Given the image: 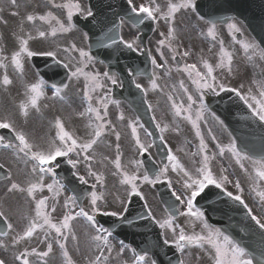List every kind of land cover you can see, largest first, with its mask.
Instances as JSON below:
<instances>
[{"label":"snow or ice","instance_id":"obj_1","mask_svg":"<svg viewBox=\"0 0 264 264\" xmlns=\"http://www.w3.org/2000/svg\"><path fill=\"white\" fill-rule=\"evenodd\" d=\"M52 8L63 9L66 11V20L69 22L67 25L62 22L57 16L53 15L52 12H47L40 15L27 14L25 20L29 23H34L39 20L50 25V34L56 36L58 32H69L72 30L73 25L70 23L74 14L81 13L86 17L93 15L90 9L81 7V4L77 0H64L63 3L57 4L55 0H49ZM11 4L17 6V0H11ZM130 13L132 14L129 19L132 20L133 24H143L145 20H150L154 23L164 21L167 25L166 32H161L160 35L163 39L158 41L159 57H154L149 51L148 56L152 65V73L149 77V86H142L141 83L133 80L135 87L144 93L145 97L149 91H157L160 89L158 81L161 79V75L156 70L166 69L167 73L171 72V68L167 65L169 60L166 58V54L162 49L167 48L171 53V60L177 61V57L188 58L191 55L190 50L183 52L178 51L177 48L173 47V41L176 39V28L175 18L177 14L181 12L192 11L195 12L197 5L196 0H168L167 10L162 11L156 0H149L148 3L136 4L134 0H127ZM18 13L13 12L12 15ZM52 21H55L56 26H52ZM229 34L231 35L232 41L235 44L240 45L243 52L249 60H253L256 56L260 59H264V49L260 48L252 42L237 39L236 34H241V29L236 23L227 24ZM23 31V28H21ZM48 32L37 30V34L34 37L31 33L26 34L18 38V49L15 50L11 57L3 55V50H0V68L5 70L8 67L9 62L16 71L23 74L24 64L23 58H32L36 55H43L51 57L57 64H61L65 69L68 70V80H80L84 78L83 85V99L87 103V107L84 111L80 112L81 117H86L88 120L87 127L91 130L88 133L87 139H81L67 131L65 125L60 119L55 120V127L58 130L55 138L50 142L48 150H42L38 145L30 142L29 138L23 131L17 130L11 122L8 120H0V129H8L14 136L16 143L12 141H6L3 135H0V148L11 149L17 156L22 154V157L26 162L31 163L30 176L34 179L28 181L27 185L22 186L18 182H11L10 187L7 189L8 192H19L30 198L33 204V214L25 217L27 223L23 226L20 231H16L13 223L9 222L5 212L0 210V220L6 225L7 231L3 232L4 236H7L10 232H15L12 237V245L15 247L25 242H29L37 233H41L44 236V240L41 243L46 244V250H37L35 247L28 248L24 247L23 250L17 249V254L14 256V260L18 264H31L30 257H37L40 259L41 264H47L45 258L49 257L53 253L54 245H57L61 250L66 264H73V260L69 255L68 243L69 241H77L78 236L74 231V223L77 220L86 221L91 230V242L97 250V255L91 261V264H106L109 257L114 251V247L111 242L113 235L112 231L108 228L100 225L96 219L97 215L102 216H119L118 211H109L107 208H101L99 202H103L105 197L104 193L96 191L97 185L104 187V176L97 171L93 170V162L95 160V146L101 142L106 132H111L115 135L116 144V156L110 160L109 163L115 168L113 175H119L121 177L120 183L127 186L125 191L128 197L137 196L143 199L141 192L139 191L138 181H142L145 184H157L162 181V178L167 179L169 172L182 173L183 188L184 191L180 194L173 192L172 195L175 200L185 206L186 210H180L175 205L170 206V215L162 222L158 221L161 229L170 230L173 235L171 241L172 245L180 253H184L185 250L193 245L196 247L205 249L209 254V259L212 264H252V260L248 258L245 250L238 244L234 243L233 240L224 235L218 229H212L204 221V213L195 207V201L209 185H214L217 189H221L226 192V195L234 201H238L241 205L247 208L242 199L243 188L239 181L233 182L229 180L228 175L224 173L227 169H221L220 174L217 176L214 174L210 163L216 158V156L223 157L225 154H230L231 158H234L235 164L239 165V168L245 173L249 172V168L246 162L251 163L252 172L254 176H251L253 182L256 183L264 182V158L260 160L252 159L247 155L243 149H238L234 140L228 144L223 145L219 142L215 144L218 152L209 155L210 149L208 144L205 142V137L201 131V121L205 120L204 113L207 111L206 105L203 104V95L205 92H212L219 95L221 92L235 93V95L245 104L247 108L252 111V114L261 122L264 123V83L261 84L259 97L252 95V90L249 89L247 94L241 90L226 86L224 83L219 82L217 77L214 75V67L207 60L201 59L199 66L197 63H184L183 66L177 64L176 71L178 73L186 74L187 80L190 81L191 85L194 86V94L190 92L185 81L182 79L178 82V85L172 87L171 92L167 95V99L171 102V109L175 117H179L182 120L189 122L192 128L195 130L196 137L199 138V145L197 152L192 153L193 156H200V165L195 168V171H189L180 162V160L172 154L169 150L167 154L168 163L163 164L159 167L158 172L154 174V177L150 178L149 174L145 171L143 174L140 173V169L143 168L142 160L131 161L135 165L136 171L129 173L125 170V165L122 164L119 141L121 139L120 133L116 130L113 125V121L107 119L109 116V104H115L119 107V102L110 99L111 88L108 87L106 81H110L111 85L122 86V82L118 81V78L111 75L109 72L93 73L85 71L89 63L92 62V56L88 51L83 48H79L76 44H71L69 47H65L62 51L65 54V59H57V53L51 50L36 52L30 49L29 42L36 38H44L48 35ZM211 41L215 42V45H219L218 56L219 62L216 64V68H223L227 65L229 73L231 72V65L233 62V55L225 48V41L220 38L217 32L216 23H212L204 34ZM111 41V44L117 43L123 44L124 47L132 52H140L143 54L144 49L140 48L135 40L126 41L122 37L117 40L116 34L109 33L105 36V41H102L105 47L111 45L107 44L106 41ZM72 53H78L72 55ZM158 59L162 60L163 63H158ZM138 75V74H137ZM3 86L12 84V80L5 72L2 81ZM68 84L63 85V89H67ZM243 85H241V88ZM44 81L38 80L32 84L28 91L30 93L27 104H21L20 109L25 116L28 115V106L32 108H38V100L44 95L43 93ZM181 92L186 97L187 103L177 102L174 99L173 94ZM54 96H59L60 99L64 97L61 95V88L55 89ZM198 100L200 101L198 108H194L197 105ZM149 104V109H151ZM119 121H125V115L123 112L119 114ZM216 119V117H213ZM155 120V117H153ZM222 123V122H221ZM126 126L131 130V137L135 141V145L138 149V153L143 155L153 145L151 143L145 144L141 142L138 128H143V125L139 123V120H129ZM156 127L161 133L168 130V125L156 124ZM147 130L145 129V132ZM209 135L211 130L209 129ZM160 139L163 141L164 136L161 135ZM211 140L216 141L217 137L211 135ZM58 158H67V163L71 165L73 169H77L78 165L84 163L87 169L86 175L89 178H93L95 183L90 185L91 191L87 195H72L67 196L62 202V218L56 219L52 216V213L57 211V204H60V197L65 192V186L56 179V168L59 166ZM105 159H107L105 157ZM4 167L0 164V169ZM73 175L77 177L78 181L82 185H88L89 180L85 178V175H81L79 172H73ZM46 178H51V183H46ZM9 181L12 180L11 176H8ZM169 186L171 181L168 180ZM233 183V186L238 193L234 195L231 191H226L225 185ZM47 190L51 195H43L38 197V193H44ZM258 196L261 201H264V191H258ZM85 199L88 201L89 209L86 210L80 203L79 200ZM49 200L52 204L49 205ZM125 201H121L124 204ZM147 207V205H145ZM50 208V211H49ZM123 211H127L125 207ZM179 212L181 216L194 218V221H199L203 227L200 233L193 231L191 234H187L184 228H179L173 222V217ZM249 215H251V209H249ZM153 214L151 211L148 213V218H152ZM121 219H124L121 216ZM251 219L259 226L261 230H264V222L258 219L255 215L251 216ZM54 233V234H53ZM165 244H169L168 239L164 240ZM207 246V247H206ZM0 247H6L0 243ZM128 248L123 241L120 242V248L117 251V256H123L125 250ZM132 251L131 264H156V261L152 259L149 261L147 253L139 254L135 250ZM107 254V255H106ZM0 264H6L4 259H0ZM123 264H128V261H124ZM179 264H184L183 260L179 261Z\"/></svg>","mask_w":264,"mask_h":264},{"label":"flooded vegetation","instance_id":"obj_2","mask_svg":"<svg viewBox=\"0 0 264 264\" xmlns=\"http://www.w3.org/2000/svg\"><path fill=\"white\" fill-rule=\"evenodd\" d=\"M77 2L82 3V0H77ZM134 2L136 4L148 3L149 0H134ZM173 2H175V0H173ZM156 3L160 5L162 11L167 10L168 0H156ZM177 16H179V14H177ZM182 21L183 20L180 19V17L175 18L174 26L176 28L177 41L175 40L173 41V47L177 48L178 51L180 52H183L185 50H190V52L193 53L194 52V50L192 49L193 42L191 40L182 38V35H183ZM184 24L187 25V28L185 30V32L188 33L187 36L191 38L189 34L193 33L194 29L189 21H187V24L186 23ZM166 29H167V25L165 24L164 21H160L159 23L153 22V29L150 33V36L148 37L146 41L147 42L146 45H147L148 50L152 53L154 57H157V58L159 57V52L157 51V48L159 47L158 41L160 39H163L160 33L166 32ZM139 35H140V31L135 26L125 22L124 20H121L120 36L124 40L126 41L135 40L137 43ZM229 36H230L229 33H226V32L223 33V37L225 39H227ZM162 50L165 52L166 58L169 60L167 67L171 68V72L167 73L166 69L156 70L157 73L161 75V79L158 81L160 85V89L154 92L149 91L146 97L144 95V99L148 103V105L150 104V101L170 102L167 99V95L171 92L172 87L175 85H178V82L182 79L185 81L186 86L189 87L190 92H193L194 94V86H192L190 81L187 80L186 74L178 73L176 71L177 64H175L174 61L171 60L172 53L167 48L162 49ZM178 58H179V62L182 63L181 65H179L181 67L183 66L184 63H192V61L195 60V56L193 55H190V57L188 58H183V59L181 57H178ZM158 63H163V61L158 59ZM214 75L217 77V80L219 82H222L226 86L231 87V73H229L225 67L223 68V70L220 68L217 69L216 67H214ZM114 76H116L118 78V81L121 82V79L117 74H115ZM132 80H135L136 82L141 83L142 86L150 87L149 81H147L143 77H134ZM121 89H122V86H115L117 95H121L123 93ZM215 95L216 94L210 91L205 92L203 95V104L205 105L204 101H207L209 98H212ZM173 96H174V99H177L178 103L179 102H184L185 104L187 103L186 97H184L181 92H176L173 94ZM115 101L119 102V107H117L115 104L110 103L109 104V116L107 117V119L113 121V125L115 126L116 130L121 135V139L119 141L120 152L122 153L121 161H122V164L125 165V170L131 174L136 171L135 165L131 163V161L140 160V156H139L140 154L138 153V149L135 145L134 139L131 137V130L126 126V124H127V121L134 120L137 118L134 115V112H132V109L130 108L129 104L126 103V101L122 100L119 97L115 98ZM51 102L52 104H54V107L58 108V115L56 114L50 115V118L53 119L52 123L50 122L51 120H48L50 123L39 122L38 125L41 126L42 128H50L53 125V121H55L56 119H60L59 116H61L64 119L62 123L65 125V129L67 131H69L70 133H72L73 135L77 137H80L81 139H87L88 133L91 131L87 127L88 120L86 117H81L79 115V113L84 111V109L87 107L86 101H51ZM199 103L200 101L198 100L197 105H194L193 107L198 108ZM45 105H49V101H47ZM121 112L124 113L125 118H126L124 122H121L118 119L119 114ZM204 116H205V120L207 121V124H205L204 121L200 122L201 131L205 137V142L208 144V147L210 149V152L208 154L211 155L212 153L218 152V149L215 147V144L217 142L223 145H226L230 142L231 138L229 137V135H227L226 131L224 130L223 124L217 118L213 119V117L215 116H213L212 114H209L207 111L204 113ZM176 119L177 120L175 121V124H176V128L179 132L181 139L177 143L178 145L177 150H175L174 147L171 146L170 142L166 143L168 146V149L171 150L172 154H174L175 156L177 155V158L180 160L182 164L184 163L185 160H188L192 163L193 167H198L200 165L201 157L193 156L192 153L197 152L198 145H199V138L196 137L195 130L192 128L189 122L182 120L179 117H176ZM186 129L189 130V133L185 131ZM209 129L211 130V135H215L217 137L216 141L211 140V135H209ZM39 130L40 129L38 128L37 131ZM53 130H55V128ZM53 130H50V134L56 136V132L58 130L56 129V132H54ZM138 132H139L141 142L145 144L151 143V139L149 135L144 131L143 128H138ZM161 135H163L164 139H166L165 132L161 133ZM39 142H43V139L39 138ZM116 144H117V141L115 140V135L112 134L111 132H106L101 142H99L98 145L95 146L96 155H95V160L92 165L93 169L103 164L104 157L107 158L106 160L108 161V163L110 160L115 158ZM146 154L150 158L152 157L155 160L152 147L146 152ZM226 155L227 154H225V156L223 157L216 156V158L211 161L210 166L211 167L218 166L219 168L223 167L224 169H226L228 165ZM74 171L79 172L81 175H85V178L88 180L93 179V178L87 177L86 175L87 169L85 168L84 163H81L80 165H78L77 169H74ZM141 172H142V168L140 169V173ZM224 174L227 175L226 172ZM178 175L179 174L177 172L170 171L168 178L167 179L162 178V180H165V181L170 180L171 182H173L175 177ZM119 179H120V176L118 174L115 175V197L112 198V195L108 192L107 197L104 196L105 197L104 201L99 202L102 209L107 206L112 205L113 210L117 211L122 205L121 204L122 199L125 198L126 195L128 196V194L127 193L125 194V191H124V194H122L123 198L121 199L118 198L119 195H121L120 192L122 191L120 189L119 184L116 182V180H119ZM138 183H139V189H142V190L146 189L145 183H143L142 181H138ZM97 187H99V185H97ZM173 189L175 192H177V194H180L177 190H175L174 187ZM96 191L98 192V194L102 192V190H100L99 188ZM65 198L66 197H63V196L59 198L61 203L56 205V207H59V208L57 209L55 213H52L54 221L56 219L62 218V212L64 211V209L62 208V202ZM146 202L149 208L150 206H153L156 208L155 204H151V199L149 197L146 198ZM48 203L49 205H51L52 201L49 200ZM88 205H89L88 201L85 200L83 207H85L86 210H88L87 209ZM49 211H50V208H49ZM166 218L167 217H165L164 219ZM163 220H161V222ZM200 232L201 231H198L197 233H200ZM81 233L82 231L78 230L76 233L79 238L78 242L70 240L68 243V246L75 244V243H78L79 245H81L86 239V235L81 234ZM38 234L40 235L39 239L43 241L45 239L43 234L41 233H38ZM69 255L71 256L70 253ZM75 256H82L79 259L85 258L83 254H75ZM58 260H61V258H58ZM89 260L92 261L93 258H90Z\"/></svg>","mask_w":264,"mask_h":264},{"label":"rangeland","instance_id":"obj_3","mask_svg":"<svg viewBox=\"0 0 264 264\" xmlns=\"http://www.w3.org/2000/svg\"><path fill=\"white\" fill-rule=\"evenodd\" d=\"M45 2V1H44ZM64 0H55V3L60 4L63 3ZM44 6H47L46 4ZM13 12L18 13L17 15H12ZM48 11L42 6V5H34L31 3V0H17V6H13L11 4V0H0V50H3V55L11 57L12 53L18 49V38L21 36H25L28 33H31L34 37L37 34V30L48 32L49 34L44 38H36L29 42V47L31 50L36 52H43V51H54L57 53L58 58L65 59V54L63 53L62 49L65 47H69L71 44H76L79 48H83L84 42L82 44V41L80 40L79 36L77 35L76 31H69V32H58L56 36H52L50 34V25L46 24L42 21H39L37 23H29L25 20V17L27 14H33L37 13V15L47 13ZM53 15L57 16L60 20L61 17L57 15V11L51 10ZM65 10H63L61 13H64ZM179 16L182 18H190L191 22L194 21V15L191 11L187 12H181L179 13ZM177 17V16H176ZM52 26H56L55 21H52ZM23 28V31L21 30ZM196 29V26H195ZM220 31V28H217V32ZM185 34V33H184ZM65 35V36H64ZM184 38V36H183ZM185 39H189L188 36L185 34ZM194 39V38H193ZM177 41V38L175 39ZM205 43V42H204ZM230 45L232 47H227L226 49L232 53L233 55V62L231 65V72H233V69L236 70V73H245V79L242 80L240 83H242L243 87H246V93L249 89L252 90V92L255 93L254 88L252 87V79H256L255 75L258 73L262 74L261 82H264V59H260L259 56H256L253 60H249L245 53L243 52L240 45L235 44L232 40H230ZM209 43L207 47L205 46L201 49H195L191 55H195L197 58L193 62H198L202 57H214L216 63L219 62V56H218V50L219 45L212 46L209 49ZM85 49V48H84ZM72 55H76L78 57V53H72ZM24 67L29 66V60L28 58H23L22 60ZM8 63V70L7 75L12 76L11 68L13 67L9 62ZM214 67V66H213ZM227 67V65H225ZM255 74V75H254ZM30 75V72L27 69H24V73L22 74V78H28ZM3 78V77H2ZM2 78L0 81H2ZM10 78V77H9ZM16 79H18V76H16ZM16 81L12 79V84L15 86ZM11 84V85H12ZM12 87V86H11ZM0 88H4V86L0 83ZM14 92V90H13ZM3 94H0V101H2ZM9 101V100H5ZM162 102L163 101H157V105L155 101H152V104L156 110L155 113L162 111ZM10 109L15 110V105H11L10 103H6ZM0 117H8V114L6 112L1 111ZM36 117V111L35 109L31 108L28 110V115L22 118L24 122L30 121V127L29 130H32V121ZM186 129L185 131H187ZM171 135L174 133L179 134L176 124L174 122H171V124L168 125L167 130ZM173 141V137L169 138V141ZM171 143V142H170ZM177 143V138H175V145ZM172 144V143H171ZM173 145V144H172ZM22 157V154L20 156H17V154L11 150V149H0V164H3L5 167L9 168L11 171V177L12 180L5 181L0 184V209L7 210L9 216H12L15 220V230L17 229L18 221L20 219V216L28 217L33 214L32 212V205L30 198H27L25 194L19 193V192H8V188L10 187L11 182H18L22 186L27 185L28 181L31 179H34L30 176V169L31 165L29 162H26ZM23 159V160H22ZM249 165V172L248 177L245 180L246 181V198L251 206V208L255 211V213L258 215L259 219L261 218L262 221H264V201H261L260 197L258 196V191H264V182L257 181L256 183L253 182V179L251 176H254V172H252V165ZM212 168V167H211ZM213 172L216 173V169L212 168ZM253 173V174H252ZM115 176V175H114ZM180 186H183V181L178 182ZM125 190V188H124ZM47 195L48 192L45 190L44 193H38ZM145 198L149 197L151 199V202L153 201V198L145 189V192H143ZM263 203V204H262ZM107 209L112 208V205L105 207ZM113 209V208H112ZM25 224H22L24 226ZM15 235V232H12L7 237V240L4 241V239H0V243L4 244L6 247H0V257L6 261V264H18L17 261L14 260V256L17 254V249L23 250L24 247L32 248L35 247L38 251L39 250H46V246L37 247L35 236L33 239L29 242H25L21 245L13 246L12 245V237ZM120 247L115 246V256L120 257L122 260H120L121 264H123L124 261H128V264L131 263V256L126 252L123 256H117V251ZM47 260V264H52L51 262L54 261L53 258L47 257L45 258ZM31 264H41V261L37 257H30ZM34 261V262H33ZM62 263V262H61ZM54 264H59L58 261H55ZM184 264H190L188 261L184 262Z\"/></svg>","mask_w":264,"mask_h":264},{"label":"water","instance_id":"obj_4","mask_svg":"<svg viewBox=\"0 0 264 264\" xmlns=\"http://www.w3.org/2000/svg\"><path fill=\"white\" fill-rule=\"evenodd\" d=\"M226 1L231 2L233 0H222V2L227 6V2ZM262 2H263V6H264V0H261V5H262ZM261 5L258 8V10L261 9ZM230 10L232 11V13H231ZM246 10H247V8H245L244 6H233V7H229L228 8V11H227V13H228V16L227 17H230V16H232L234 14V15L242 18V19L247 18V15L245 13ZM255 22H258V23L261 24V27H257V29H260V31L263 32V30H264V18L263 17H260L259 19L255 20ZM256 260H257V263H255V264H264V252L258 253L256 255Z\"/></svg>","mask_w":264,"mask_h":264}]
</instances>
